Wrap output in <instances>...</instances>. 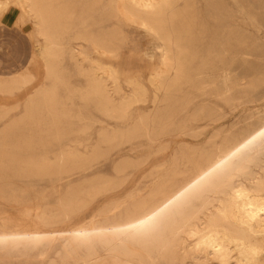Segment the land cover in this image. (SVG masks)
I'll return each mask as SVG.
<instances>
[{
	"label": "rangeland",
	"instance_id": "374dc122",
	"mask_svg": "<svg viewBox=\"0 0 264 264\" xmlns=\"http://www.w3.org/2000/svg\"><path fill=\"white\" fill-rule=\"evenodd\" d=\"M22 1L0 0V82L6 84L0 86V264H84L89 251L98 252L86 258L91 263L106 253L104 235L74 238L71 229L117 221L171 176L182 178L202 153L209 173L222 158L218 144L226 134L264 122V0H226L224 27L219 0H175L166 9L168 24L173 17L174 26L189 27L193 36V86L170 85L174 73L163 72L162 41L119 13L117 0H64L71 3L69 23L54 79L39 51L44 38ZM87 32L105 37L112 51L79 37ZM205 58L210 66L197 72ZM221 63L233 86L212 95L209 80ZM91 77L106 85L115 105L138 93L142 99L125 119L102 113L86 96ZM50 97L57 102H47ZM174 103L177 112L158 126V113ZM144 116L148 133L135 129ZM255 170L264 175V152ZM210 196L218 205V193ZM212 256L205 249L201 261L219 264Z\"/></svg>",
	"mask_w": 264,
	"mask_h": 264
},
{
	"label": "bare ground",
	"instance_id": "6f19581e",
	"mask_svg": "<svg viewBox=\"0 0 264 264\" xmlns=\"http://www.w3.org/2000/svg\"><path fill=\"white\" fill-rule=\"evenodd\" d=\"M117 1L120 3L117 5L118 12L129 22L139 24L162 41L163 72L174 73L170 85L186 81L193 86L194 76L190 74V62L194 55L193 36L189 27L174 26L173 17L168 24L164 16L166 9L171 8L175 0ZM232 1L239 3L238 0ZM22 3L34 16L37 32L44 38L39 51L46 60L48 75L58 79L56 60L62 51L61 32L67 29L69 22L65 13L71 3L64 0H23ZM219 10L224 27L226 0H219ZM251 19L256 22L253 16ZM186 21L188 24L191 19ZM79 37L87 40L97 50L112 51L106 38L94 32L83 33ZM202 62V67L197 72L210 66L209 58ZM216 72L217 77H213L216 79L209 80L215 86L216 92L211 88L212 95L230 91L233 85H229L230 77L225 64L217 66ZM5 85L0 82V86ZM160 87H163L162 83ZM40 94L43 95V92ZM86 96L102 113L123 119L129 106L142 99V95L138 93L132 99L122 98L115 105L106 85L94 77L88 82ZM40 101V98L32 99L27 106L28 110H33L35 107L32 104ZM46 101L54 104L57 102L55 97ZM175 105L176 103L168 112L163 110L158 113V118L162 120L160 124L157 123L158 126L161 127L163 122L177 112ZM196 116V119H191L197 120L200 112ZM146 120L147 117L144 116L139 123L136 122L135 129L148 133ZM157 125L155 126L158 127ZM157 130L152 132L156 133ZM218 148L222 158L214 162L209 173L205 169L206 153H202L197 159L190 161L191 165L182 178L171 176L152 195L150 192V197H143L145 199L135 203L117 221L107 226L89 225L71 229L74 238H87L91 233L104 235L101 237L106 251L104 256L89 263V258H86L98 253L89 251L82 263L204 264L201 255L207 249L213 254L212 260H217L219 264H264V175L256 176L258 171L255 170L261 166V153L264 152V122L257 126L247 122L237 134L229 132L220 141ZM3 157L2 161L5 159ZM212 193H218V205L214 204L215 199L210 196ZM210 207L217 209L210 210ZM206 210H209L208 213ZM21 234L24 239L33 240L37 237L36 234ZM189 239L194 242V247H190Z\"/></svg>",
	"mask_w": 264,
	"mask_h": 264
}]
</instances>
